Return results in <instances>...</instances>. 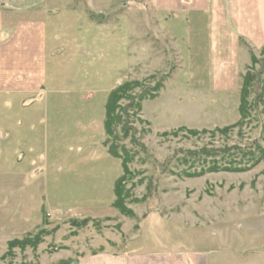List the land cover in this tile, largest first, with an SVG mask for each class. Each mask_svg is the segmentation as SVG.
<instances>
[{
	"label": "rangeland",
	"instance_id": "obj_1",
	"mask_svg": "<svg viewBox=\"0 0 264 264\" xmlns=\"http://www.w3.org/2000/svg\"><path fill=\"white\" fill-rule=\"evenodd\" d=\"M0 10L12 27L43 24L44 87L59 98L75 88L108 90L124 81L137 82L128 93L136 98L163 82L154 99L141 102L138 114L128 110L136 143L116 142L133 157L123 187L124 205L132 215L124 216L109 204L83 218L35 213L27 226L16 220V202L28 209L43 199L38 181L23 173L30 169L29 155L20 163L11 157L12 142L5 134L11 133L14 98L0 93V264H41L42 258L78 259L166 246L195 252L220 247L233 231L251 245L255 232L248 226L264 229V161L250 167L249 156L257 154L254 145L264 149V106L259 101L264 99V55L256 52L257 62L250 61L239 77H213L207 68L204 30L192 27L193 15L160 14L149 0H0ZM246 72L255 76L249 86L248 116L239 126L216 130L239 120V90ZM130 102L125 98L117 105L127 107ZM180 127L199 133L161 136ZM191 153L203 157L186 155ZM208 166L213 167L201 171ZM229 166L242 171L221 169ZM100 196L112 200L110 187H101ZM233 236L230 242L236 246ZM249 252L241 250L240 257Z\"/></svg>",
	"mask_w": 264,
	"mask_h": 264
},
{
	"label": "crops",
	"instance_id": "obj_2",
	"mask_svg": "<svg viewBox=\"0 0 264 264\" xmlns=\"http://www.w3.org/2000/svg\"><path fill=\"white\" fill-rule=\"evenodd\" d=\"M149 1L160 14L193 15L192 27L204 30L207 68L212 70L213 77H239L250 65L251 54L260 53L264 44V0ZM45 37L41 22H24L12 27L4 21L0 10V93H11L14 98L11 133L5 134V138L12 142L10 152L15 163L29 155L30 169L23 173H29L30 179L38 181L43 199L28 209L24 202H16L14 215L21 226H27L35 213L37 217L55 213L83 218L100 207L109 206L112 200H101L100 188L109 186L112 191L121 173V169L120 173L116 170L117 159L100 148L104 139V105L108 93L115 87L108 90L75 88L66 98L49 91L51 88L44 87ZM39 92L41 95L36 96V100H30ZM4 121L2 118V125ZM37 127L42 128L37 131ZM36 156L39 161H35ZM260 226H248L255 232L253 245L235 231L237 245H232L229 237L234 236L229 231L231 235L227 240L223 238V245L215 249L185 252L166 246L158 251H105L78 259L41 257L40 263L264 264V242L260 244L264 229ZM257 241L259 245H254ZM244 249L253 252L240 257Z\"/></svg>",
	"mask_w": 264,
	"mask_h": 264
},
{
	"label": "trees",
	"instance_id": "obj_3",
	"mask_svg": "<svg viewBox=\"0 0 264 264\" xmlns=\"http://www.w3.org/2000/svg\"><path fill=\"white\" fill-rule=\"evenodd\" d=\"M260 54L264 55V44L260 50ZM256 59L257 58H255V56L251 54V57H250L251 64H255L257 62ZM261 74L263 75L261 92H264V67L261 69ZM254 80H255V76L252 74H249L248 72H246L242 77L241 87L239 90V104L237 108L239 120L232 125L224 127L223 129H216V130H220V131L229 130L232 127L239 126L243 123V121L248 116L247 98L249 96V86ZM135 83L137 82L124 81L119 86L112 89L108 93V96L106 98L105 105H104V118H103L104 139L101 142V146L104 148V150L106 151L108 155H110L112 158H115L119 161L120 169H121L120 175L117 177V179L113 183V187H112L113 199H112L110 206L124 216L132 215L131 212L127 210L124 205V201L126 197H125V193L123 194V187L126 184L125 178L130 174L128 165L131 163L133 157L128 155V153L124 150V148L118 149L119 146L117 143H119L120 141L123 142L127 139H129V141H132L133 144L136 143V139L134 138V130H131L130 128L132 122L129 121V118L131 119V117L133 116L132 115L130 116L128 114V110L134 109V111L138 114L141 109V102L144 100L154 99L157 96V93L159 92V90H161L163 87L162 80H159V82L153 88L144 89L136 98L134 97L130 98L128 96V93H130L131 88L136 85ZM125 98H128L131 102L127 107L121 108L117 104L120 100L125 99ZM259 101L261 103H264V99L263 100L259 99ZM115 110H117V113L115 112ZM179 131H184L186 133H189L190 135H197V133H199L196 130H187L184 127H180L174 131L163 132L161 136L175 135ZM205 131L206 130H201L200 132H205ZM140 146H139V149L145 151L144 146L143 145H140ZM254 146H255L254 149L257 150V154L256 155L249 154L250 159L253 158L251 160L252 164L250 167H254L261 161H264V149L261 147H258L257 145H254ZM118 150L120 152H118ZM194 154L195 155H193V153L186 154V155L191 156L192 158H196L198 156L203 157L201 153H197V154L194 153ZM246 154L247 153H244L243 157H245L244 155ZM212 167L208 166V168L202 169L201 171H206ZM213 169H217V168H213ZM221 169L222 170L224 169L225 171H229V170L230 171H242V168L240 167L231 168V166L222 167ZM42 215L43 217L45 216L44 213Z\"/></svg>",
	"mask_w": 264,
	"mask_h": 264
}]
</instances>
